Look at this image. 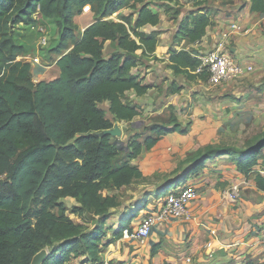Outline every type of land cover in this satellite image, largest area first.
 <instances>
[{
    "label": "trees",
    "instance_id": "obj_1",
    "mask_svg": "<svg viewBox=\"0 0 264 264\" xmlns=\"http://www.w3.org/2000/svg\"><path fill=\"white\" fill-rule=\"evenodd\" d=\"M166 1L173 0H0V264H31L48 248L43 264H70L79 257L80 264H103L106 221L121 206L115 194L106 192L143 179V171L134 164L143 148L151 151L163 137L180 131L177 126H153L147 140L136 136L127 151H120L111 137L95 135L115 126L101 107L106 102L119 121L132 122L141 115V107L128 101L126 92L144 96L152 88L133 71L157 51V32L141 30L160 24L150 6ZM193 1L198 11L189 13L174 35L173 43L181 49H170L168 66L188 81L209 77L205 70L198 72L201 53L187 46L200 42L213 25L207 0ZM250 2L252 12L264 13V0ZM124 9L136 10V19L133 14L109 19ZM88 10L95 21L78 37L74 17ZM36 14L56 19L61 32L54 48L60 77L37 83L32 65L18 60L27 51L13 32L20 24L33 25ZM107 42L113 43V51L104 59ZM182 90L172 84L170 93ZM263 150L264 131L244 148L208 146L156 196H165L208 160L223 155L231 156L239 172L254 179L264 193V176L255 170ZM68 197L78 203L71 210L78 221L67 215L62 200ZM147 206L146 200L128 209L114 238L121 237L140 208ZM85 214L93 216L91 229Z\"/></svg>",
    "mask_w": 264,
    "mask_h": 264
},
{
    "label": "rangeland",
    "instance_id": "obj_2",
    "mask_svg": "<svg viewBox=\"0 0 264 264\" xmlns=\"http://www.w3.org/2000/svg\"><path fill=\"white\" fill-rule=\"evenodd\" d=\"M214 1L218 3L216 4ZM231 1L234 3L237 0H207L205 6L212 15L213 25L216 22V15L225 11L228 8L226 6ZM238 1L243 4L247 0ZM220 2L225 8L219 6ZM244 6L245 4L239 7L243 9ZM150 8L159 14L160 24L156 27L146 26L141 31L146 33L157 32L162 47L169 45L171 32H175L179 28V25L187 18L189 13L198 11L192 0L152 3ZM131 14L134 15L135 20L137 11L134 9H124L109 19L119 21L121 16H130ZM34 18L36 21L33 25L20 24L13 30L15 41L17 43H25L30 48L28 53L29 51L34 52L25 60V57L18 60L33 61V58L39 55L46 61L42 62V64L52 66L58 58L54 48L60 42L59 23L56 19L50 20L38 17V14ZM94 21L95 14L90 10L82 14H76L74 23L77 26V36L80 37L82 32ZM22 34L26 36L25 39L22 38ZM44 34L47 35L49 43L48 47L42 49L38 47V43L40 37ZM172 44L176 50L181 49L175 46L174 43ZM231 46L233 47L234 44ZM187 48L191 49L190 47ZM104 49L106 53H112L113 43L108 42ZM162 50L163 53L159 52L157 55L155 53L152 58L143 59L139 68L133 71L139 74L144 82L148 81L151 83L150 86L152 88L147 97L150 99L156 98L160 100V96L166 94V87L172 83L169 76H165L168 65L162 55L165 54V50ZM204 50L206 51L207 49ZM205 51H201V53L204 54ZM138 54L141 55V52ZM241 62L248 63L246 60H241ZM34 65L32 66V71L33 67H35ZM253 65L255 70L252 74L219 86H213L208 76L206 79H197L195 81H188L184 76L174 77L176 78V82H174L176 86L183 85V90L179 93L176 103L171 105H168V102H165V104H156L155 102L153 105L148 102L142 103L141 115L132 122H118L113 118L114 125L120 124L123 130V136L117 140L124 142V145H120L124 149H126V138L131 137L127 143L128 147L133 143L136 136H139V139L144 142L150 137V128L153 126L164 128L177 126L180 131L163 137L151 151H148L146 147L143 148L142 155L134 161L140 165L144 173L143 179L129 186H124L119 190L106 192L107 194H115L121 204L117 212L112 211L116 213L106 221V225L117 222L121 209L125 207L133 209L146 200L148 206L145 209L140 208L139 215L144 216L145 213L143 215L141 211L145 210H148L147 214L151 213L156 206L160 205L159 197L156 196L157 190L173 182L177 177L182 176L189 165L192 164L191 161L196 158L199 150H203L208 146L244 148L250 139L264 131V65L259 68H257V64ZM48 72L51 78L52 69H49ZM170 76L172 77V75ZM33 81L39 82L38 76L35 74H33ZM126 98L128 101L131 100L128 95H126ZM101 107L105 110L108 109L107 104H102ZM108 117H111L110 113H108ZM249 117L252 118L251 121H248ZM261 159L263 163L260 164V170H263L264 150L262 151ZM255 170L256 172H261L257 166ZM62 202L68 209L67 215L74 221H78L79 219L71 213L72 208L78 206L76 201L68 198L64 201L62 200ZM260 217L261 215L258 214L252 216L254 219ZM83 218L89 223V229L95 225L91 214H85ZM137 220L139 218H135V221ZM257 224L259 229L264 231V219L257 222ZM81 260V257L76 258L70 264H80Z\"/></svg>",
    "mask_w": 264,
    "mask_h": 264
},
{
    "label": "crops",
    "instance_id": "obj_3",
    "mask_svg": "<svg viewBox=\"0 0 264 264\" xmlns=\"http://www.w3.org/2000/svg\"><path fill=\"white\" fill-rule=\"evenodd\" d=\"M214 3L218 2L214 1ZM243 4H245L244 8L240 9L239 6ZM243 4H240L238 0L234 3L231 1L225 11L216 15V22L208 28L206 36L200 42L187 47L197 49L199 52L205 51L204 49H207L205 52L211 50L219 39L220 32L227 27V24L238 20L246 32L234 40L233 55L251 64H257V68L264 65V13L252 12L250 0ZM219 6L225 8L221 2ZM38 17L42 16L38 15ZM178 29L171 32L169 45L162 47L160 40L156 51L157 55L159 52L163 53L162 49L165 50V54L162 55L168 66L169 52L173 47V38ZM22 38L25 39L26 36L22 34ZM20 44L25 46L27 51L25 56L20 57H25V60L34 52L29 51L28 53L30 48L25 43ZM107 44L108 42L105 47ZM110 56L111 53H106L104 49V59H108ZM35 58L39 59L41 64L33 67L32 73L38 76L39 82L51 81L60 77L58 58L52 66L42 64V62H46L42 56L38 55L33 59ZM168 66L165 76H169L172 83L170 82L171 85L166 87V94L160 96V100L147 98L149 94L138 96L136 91L132 90L126 92V95L131 98L130 102L140 107L143 105L142 103L146 102L152 103V105L155 102L156 104L168 102V105L176 103L179 94H171L170 88L176 82L174 77L177 75ZM49 69L53 71L51 78ZM158 72L160 71L158 70ZM144 84L150 85L151 83L145 81ZM104 104H107L108 116L109 103ZM108 118L113 122V118L116 119L113 115ZM251 119L249 117L248 121ZM261 163L263 160L259 159L257 165L259 170ZM260 171L264 176V169ZM186 183L194 186L199 193L198 200L190 205L192 216L190 221L169 219L163 224H158L144 243H139L135 239H124L123 234L119 238H114L115 232L119 229L122 215L130 209L125 207L126 209H121V213L118 214L115 224L106 225L108 232L106 231L107 234L102 241L100 261L103 264L106 262L113 264H247L263 262L264 231L259 229L257 222L264 219V193L258 190L254 179H248L241 174L231 156L223 155L208 160L202 170L188 177ZM232 189L239 191L240 196L236 203L223 197L224 192ZM118 208L113 211L117 212ZM147 211H141L145 215L142 216L139 213L136 217L139 220L133 219L129 228L137 227L145 218ZM256 214L261 217L252 218ZM212 230H216L217 235H212ZM210 242H212L211 247L209 246ZM188 259L191 261L189 262Z\"/></svg>",
    "mask_w": 264,
    "mask_h": 264
},
{
    "label": "built area",
    "instance_id": "obj_4",
    "mask_svg": "<svg viewBox=\"0 0 264 264\" xmlns=\"http://www.w3.org/2000/svg\"><path fill=\"white\" fill-rule=\"evenodd\" d=\"M35 29V28H33ZM246 32L238 20L227 24V27L220 32L219 39L215 46L202 54V66L198 70H205L209 73L210 83L213 86H219L247 76L254 72V65L251 63H242L240 58L233 56V47L231 46L236 37H240ZM48 37L46 34L40 37L38 47L45 49L48 47ZM32 66L41 64L39 59L28 61ZM238 189L224 192V198H228L234 203L239 200ZM199 198L197 189L187 183H182L174 187L167 195L160 197L159 206H156L151 213L137 225V227L127 228L123 231L124 239H135L139 243H144L152 233L153 228L158 224H163L169 219L181 221H190V205ZM212 235H217L216 230H212ZM212 246V242L209 243ZM190 262L191 259H188ZM105 264H113L106 262Z\"/></svg>",
    "mask_w": 264,
    "mask_h": 264
},
{
    "label": "water",
    "instance_id": "obj_5",
    "mask_svg": "<svg viewBox=\"0 0 264 264\" xmlns=\"http://www.w3.org/2000/svg\"><path fill=\"white\" fill-rule=\"evenodd\" d=\"M95 135L98 137H105V136L111 137L112 143L114 145H117L118 148L120 149V151H124V150L129 149V147L127 146V143L130 141L131 137L125 139L126 149L120 147V145H124V142L117 140L118 138H121L123 136V130H122L120 124H116L114 126V128H112L110 130L102 131L100 133H96ZM134 164H138V163L134 162ZM139 167H140V165H139ZM49 254H50V252L48 249H43L34 257L31 264H43L45 262V260L48 258Z\"/></svg>",
    "mask_w": 264,
    "mask_h": 264
}]
</instances>
